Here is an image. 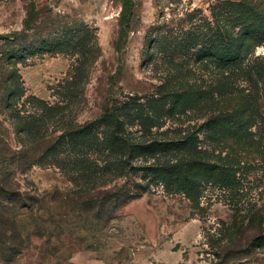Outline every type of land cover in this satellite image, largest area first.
Listing matches in <instances>:
<instances>
[{"label":"rangeland","instance_id":"1","mask_svg":"<svg viewBox=\"0 0 264 264\" xmlns=\"http://www.w3.org/2000/svg\"><path fill=\"white\" fill-rule=\"evenodd\" d=\"M124 2L0 0V182L12 185L0 194V264H264V131L255 120L249 138L226 141L202 126L247 97L264 117V84L155 42L216 26V0H133L118 51ZM43 38L49 48L24 54ZM248 60L264 62V42ZM183 89L203 100L181 110L162 98ZM111 111L133 141L194 132L192 157L232 169L230 182L195 169L196 197L166 185L146 168L186 153L111 148Z\"/></svg>","mask_w":264,"mask_h":264},{"label":"trees","instance_id":"2","mask_svg":"<svg viewBox=\"0 0 264 264\" xmlns=\"http://www.w3.org/2000/svg\"><path fill=\"white\" fill-rule=\"evenodd\" d=\"M245 0H216L214 4L213 17L218 21L216 26L210 24L206 26L192 25L188 30L176 32L173 35L171 30L160 33L155 42L162 45L164 52L185 55L193 51L197 61L208 60L216 63L217 66L230 71L233 74L236 70L237 75L246 76L247 80L254 84H264V62H250L248 56L253 53L257 45L264 42V10L255 5H246ZM133 0H125L121 12L119 24V36L116 42V48L121 51L125 44V38L130 28L131 18L133 15ZM35 18V12L29 13L26 27H31ZM6 40L12 42L13 35H7ZM52 44L47 38L39 42V49L33 44L22 47L26 54L30 50L34 53L41 48H49ZM170 47V51L169 48ZM22 49L13 50L12 56L18 54ZM229 77V76H228ZM174 97L177 101L175 105L179 109L197 107L203 100L202 92L195 89H183L165 93L162 98ZM245 101L239 104L236 110L222 111L210 115L203 127H206L215 138L228 140L230 134H241V137L249 138V130L255 120L259 121L258 129L264 131V117L259 112L258 105L250 102L251 98H245ZM160 101V100H159ZM107 118L111 120L108 127V144L111 148L126 149L130 156L141 154H155L158 157L171 153L182 152L176 161L163 160L157 164L147 167L146 169L156 174L167 185L176 184L177 187L188 195L197 196L194 190L200 179L191 175L192 170H197L202 174V179L212 181L230 182L232 172L234 171L225 167H218L201 158H194L192 154L197 150L196 143L198 137L192 131H186L178 137L168 139H152L145 141H133L128 139L123 132L124 120L115 111L107 113ZM144 120H147L145 118ZM232 131H235L232 133ZM237 133V134H235ZM264 133V132H263ZM81 135V133H80ZM28 166V165H27ZM10 179L5 177L0 182V194L7 193L12 187ZM145 190V189H144ZM139 196L131 195L125 201ZM124 201V202H125ZM120 204V202H118ZM262 236H257V240Z\"/></svg>","mask_w":264,"mask_h":264},{"label":"crops","instance_id":"3","mask_svg":"<svg viewBox=\"0 0 264 264\" xmlns=\"http://www.w3.org/2000/svg\"><path fill=\"white\" fill-rule=\"evenodd\" d=\"M92 2H95L98 5H101L104 0H91Z\"/></svg>","mask_w":264,"mask_h":264}]
</instances>
